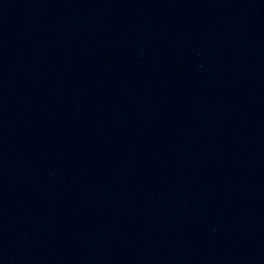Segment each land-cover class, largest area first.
Returning a JSON list of instances; mask_svg holds the SVG:
<instances>
[{"label": "water", "instance_id": "1", "mask_svg": "<svg viewBox=\"0 0 264 264\" xmlns=\"http://www.w3.org/2000/svg\"><path fill=\"white\" fill-rule=\"evenodd\" d=\"M264 165V0H0V264H157Z\"/></svg>", "mask_w": 264, "mask_h": 264}]
</instances>
